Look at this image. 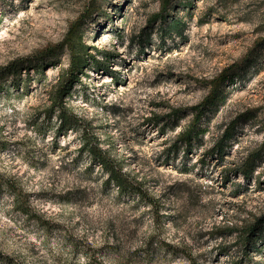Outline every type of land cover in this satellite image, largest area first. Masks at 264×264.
<instances>
[{
	"label": "rangeland",
	"instance_id": "rangeland-1",
	"mask_svg": "<svg viewBox=\"0 0 264 264\" xmlns=\"http://www.w3.org/2000/svg\"><path fill=\"white\" fill-rule=\"evenodd\" d=\"M96 1L82 21L93 0H0V69L60 44L81 22L89 55L108 66L91 59L79 75L65 107L82 125L62 132L47 112L67 50L2 80L0 176L22 188L31 212L18 211L0 181V264L244 261L229 231L264 218V0H171L167 11L165 0ZM235 63L239 74L187 145L181 135L208 82ZM84 126L157 206L108 183L81 151ZM257 151L249 180L228 173ZM251 255L264 264V249Z\"/></svg>",
	"mask_w": 264,
	"mask_h": 264
},
{
	"label": "trees",
	"instance_id": "trees-1",
	"mask_svg": "<svg viewBox=\"0 0 264 264\" xmlns=\"http://www.w3.org/2000/svg\"><path fill=\"white\" fill-rule=\"evenodd\" d=\"M93 2L95 3L89 5L91 7L86 12L85 19L82 18V21L90 18L93 12L99 9L96 3L97 1L93 0ZM170 3L171 0H165L163 10L167 11ZM160 16V19L166 18L164 14H161ZM83 25L84 24H82L81 22V25L76 24L72 26L68 35L60 44L47 47L30 58L14 60L6 67H2L0 69L1 93V90L5 88L2 80L6 76H11L12 82L15 83L16 80L20 79L21 71L24 68L31 69V67H33L37 70H40L44 67L43 64L47 59L50 60L57 58V56H59L60 53L64 50L68 51L70 65L67 70L62 71L59 82L57 83L56 87L54 88V92L52 93L53 96L51 97V109L47 112L49 115V119L54 113H58L60 123L57 128L59 132L67 131L70 127H73L76 124L82 125V121L66 109L65 99L71 94V91L75 84L80 82L79 75L84 74V69L89 65L90 60L93 59L96 70H106L108 68V66L104 67L100 65V63L95 60L94 57L89 55L88 48L84 45L83 42ZM37 60L39 61V63L33 65L34 61ZM240 66L241 63H235L229 68L225 69L224 72L217 78L208 82V84L211 86L209 95L203 101L200 107H195L194 119L192 120L188 130L181 135V140L187 145H191L192 140H194L196 136H198V124L203 118L205 111L209 107L214 106L219 102V100L221 99V90L223 84H225L226 82H232L234 78L237 77L240 72ZM232 128L234 129L235 125L232 126ZM82 131L83 134L81 151H87L92 158V162L98 163L102 170L108 174V183L114 185L118 189V192L120 194H135L142 201H145L152 206H157L154 197H152L144 188L143 183L138 181L136 177L125 171L121 161L111 155L110 152L103 149L98 138L87 133L88 130L85 126ZM229 133L230 136L226 135L225 140L222 139L221 142L212 150L213 154L215 153L217 155H222L225 149L224 146L227 142L231 141V138L234 135L233 131H227V134ZM261 156L262 152L260 151L250 154L246 158L242 166L230 170L228 173L242 174L243 177L249 180L253 176L254 171L258 166L257 163L259 159H261ZM0 179V181L3 180L2 184L7 186V188H9L13 192L14 202L17 210L23 214L30 215L31 206L27 201V195L23 192L22 188H20V186L12 179H3L1 178V176ZM0 187L2 186L0 185ZM229 232L231 234L238 232V240L240 241L242 250L245 252V256H247L244 261L240 260L235 262L234 264H254L252 263L253 259L251 258V254L259 253L262 249H264V218H257L252 223L245 224V226L239 227L238 229L231 230ZM187 256L190 255L187 254ZM87 264H94V261L89 260Z\"/></svg>",
	"mask_w": 264,
	"mask_h": 264
}]
</instances>
